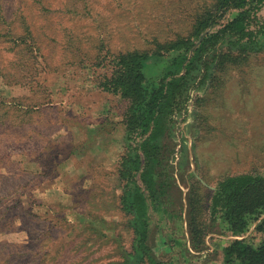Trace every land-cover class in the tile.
I'll return each mask as SVG.
<instances>
[{
  "label": "rangeland",
  "instance_id": "374dc122",
  "mask_svg": "<svg viewBox=\"0 0 264 264\" xmlns=\"http://www.w3.org/2000/svg\"><path fill=\"white\" fill-rule=\"evenodd\" d=\"M215 3L0 0V264H148L133 252L128 103L100 83L112 56L189 38ZM255 17L257 43L245 42L238 58V47L218 46L232 50L233 64L219 70L207 57L208 73H194L175 120L165 170L173 179L164 197L171 217L149 211L148 245L159 262L222 264L235 238L211 227L217 186L228 177H264V0ZM161 52L144 69L146 87L174 55ZM189 201L209 229L200 252L189 243ZM258 222L244 238L264 239Z\"/></svg>",
  "mask_w": 264,
  "mask_h": 264
},
{
  "label": "trees",
  "instance_id": "16d2710c",
  "mask_svg": "<svg viewBox=\"0 0 264 264\" xmlns=\"http://www.w3.org/2000/svg\"><path fill=\"white\" fill-rule=\"evenodd\" d=\"M261 0H215L214 12H207L193 27L191 36L168 44L155 52H131L112 56L107 74L100 83L102 91L118 95L127 101L123 124L125 136L134 143L132 158L126 175L131 186L130 208L135 216L136 242L134 254H141L148 264H173L155 260L148 245L149 211L153 209L161 217L171 216L165 209L164 197L171 188L167 162L171 152L168 138L176 118L188 101L194 73H208L207 57L216 59V69L233 64L232 50L219 52L218 46L231 44L244 50V43H257L259 31L256 22L257 5ZM225 23H220L226 13ZM174 53L162 69L154 86L146 87L144 69L162 58V52ZM242 52H237L236 58ZM204 69H202V68ZM206 79V74L203 80ZM201 79V83H203ZM139 182V183H138ZM187 225L190 247L200 252L209 229L192 213L194 204L189 201ZM211 227H217L235 238L222 249V264H264V239L255 241L245 237L257 221L256 232L264 230V177H228L218 186L210 207ZM237 238V239H236ZM185 249V244H183ZM188 252V250H186Z\"/></svg>",
  "mask_w": 264,
  "mask_h": 264
}]
</instances>
